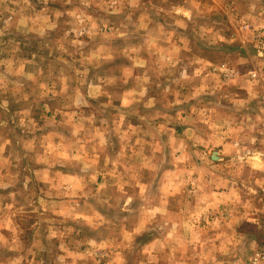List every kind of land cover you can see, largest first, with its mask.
Here are the masks:
<instances>
[{"label":"rangeland","instance_id":"374dc122","mask_svg":"<svg viewBox=\"0 0 264 264\" xmlns=\"http://www.w3.org/2000/svg\"><path fill=\"white\" fill-rule=\"evenodd\" d=\"M109 3L0 0V264H251L264 237V28L252 31L264 0ZM173 7L194 15L181 26ZM138 60L150 64L139 99ZM125 172L136 214L109 228L115 209L82 193Z\"/></svg>","mask_w":264,"mask_h":264},{"label":"clouds","instance_id":"9594fccd","mask_svg":"<svg viewBox=\"0 0 264 264\" xmlns=\"http://www.w3.org/2000/svg\"><path fill=\"white\" fill-rule=\"evenodd\" d=\"M71 2V0H69ZM124 0H110V3L108 4L109 7L116 4H123ZM45 3H47V0H45ZM81 3L85 4L86 6L91 3V0H81ZM172 16L173 21L176 23H179L181 26L184 24L183 17H187L189 20L192 19L194 12L190 10H186L183 7H173L171 9V12L169 13ZM60 15L59 13L57 14ZM71 15H76V13H71ZM79 19V17H77ZM20 25L27 28V25L25 24L24 20L20 21ZM47 27L54 29L56 27L55 24H48ZM140 28H146L147 25L145 23H141L139 25ZM264 28V22H261L259 24H256L255 27L252 29V31H258L259 29ZM28 31H32L33 29H27ZM98 30L95 28V25L92 29L89 30V34H95ZM40 34L43 35V29L40 30ZM262 36H264V32L260 33ZM0 35H3L2 32H0ZM73 44L78 43V41H73ZM62 51H66L67 49L62 48ZM138 70L144 71V76L142 77V83L139 85V91L135 94V98H143L146 95L147 89L145 85L149 82V75L148 72L150 71V64L146 63L143 60H138L137 63L134 66ZM173 68H175V63L173 62ZM176 71L179 73L176 83H180L184 80H187L188 77L185 72H180L179 69H176ZM254 75V74H253ZM109 84H117L119 81L117 79H112L107 81ZM90 91L88 92L91 96H98L100 95V91L98 88H94L92 85H89ZM47 94V92H45ZM131 96V94H130ZM179 102V101H177ZM128 103V100H125V104ZM155 101H149L148 106L151 107ZM4 107H7L5 104ZM88 135L89 132H85L84 138L82 141L78 138V144L81 143H87L88 142ZM68 155L65 157V159L69 163H73L76 161H79L83 157V151L82 148L77 145H71L67 150ZM241 160L244 159V157H240ZM89 167V165H85V169L81 170L85 176L88 175L86 172V169ZM102 171H107V162L105 164V168ZM128 173L125 172L123 176L117 175L115 181H105L104 185L100 186L99 190H95L92 192H83L82 195L90 196L92 199H94L98 204L107 206L110 209H115L116 212V220L115 223L106 225L109 228H119L120 227V221L119 217L127 213L128 218L131 220L135 216V208L133 205V200L139 198V194L136 191V187L134 186V182L131 179H125L124 177H127ZM94 180V176H93ZM87 183V181H86ZM125 185H127L128 190L125 191ZM3 187H7V185H0ZM90 186V185H89ZM65 195L72 197L75 196L76 193L69 188ZM111 201V202H110ZM155 216V213H153L151 216H149L147 219L151 220ZM100 223V221H98ZM52 235H56V233H52ZM100 248L105 247L104 245H100ZM91 256L92 253H89ZM96 264H99V261H96Z\"/></svg>","mask_w":264,"mask_h":264},{"label":"built area","instance_id":"2783aa9c","mask_svg":"<svg viewBox=\"0 0 264 264\" xmlns=\"http://www.w3.org/2000/svg\"><path fill=\"white\" fill-rule=\"evenodd\" d=\"M257 217L261 220V230L264 235V206L258 211ZM251 264H264V237L259 240L250 257Z\"/></svg>","mask_w":264,"mask_h":264}]
</instances>
